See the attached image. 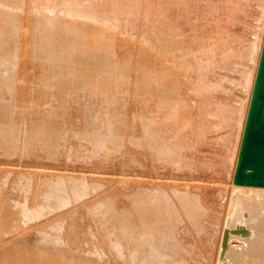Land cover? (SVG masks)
<instances>
[{
    "label": "rangeland",
    "instance_id": "374dc122",
    "mask_svg": "<svg viewBox=\"0 0 264 264\" xmlns=\"http://www.w3.org/2000/svg\"><path fill=\"white\" fill-rule=\"evenodd\" d=\"M263 33L264 0H0V129L13 125L14 129L11 126L9 130L12 136L16 135L11 137L12 142L10 139L7 144L0 142V264H120L123 262L120 257L125 252L123 248H127L124 237L128 228L127 231L121 228L126 222L122 223L127 218L126 212L130 211L128 191L131 188L140 191L145 184L143 178L154 182L160 180L158 186L162 188L181 184L183 187L185 180H176L180 177H194L204 183L209 179V189H220V193L227 191L218 194V198L214 196L210 208L208 204L203 207L205 221L199 217V226L203 225V228L177 225L173 230L174 240L186 241L184 245L180 244L185 248L188 260L201 264L208 262L206 259H214L217 246L213 252L212 247L214 249L216 240L219 241L220 226L230 212L231 180ZM233 108L237 113L235 119L227 115L230 110L234 111ZM3 116L7 117L5 121ZM161 118L163 123L166 119L162 127L165 135L178 146L180 141L188 143V149L183 153L188 154V160L194 157L191 162L199 161L194 164L196 170H190L192 173H186L189 172L187 168L185 174L181 168L179 172L175 163L166 166L156 162L162 166L158 165L159 168L165 167L160 174L157 173L162 169L157 170L159 168L152 164V168H146L153 171L145 168L139 155L143 148L138 146L143 139L142 126L146 120L152 125L155 119ZM15 123L18 132H15ZM30 131L41 133L37 138L35 135L33 143L28 136L35 132ZM51 132H60L63 137L52 140L48 134ZM100 132H107L104 135L108 138L118 136L122 143L111 144L122 149L114 147L119 150L114 152L110 144L106 146L109 150L105 147L100 150V146L92 142L97 135L103 136ZM24 133H30L26 135L28 140ZM178 134L183 137L178 138ZM201 137L204 140L200 141ZM193 148L199 150L196 152ZM109 153L112 160L111 157L108 160ZM130 160L132 167L126 163ZM205 162L215 164H206L209 170L203 169ZM224 163L226 167L223 168ZM200 165L202 170L198 168ZM170 169L177 170L179 176ZM168 170L172 172H168L169 177ZM74 174L78 179L75 180L77 183L73 180V184L79 186L71 182ZM65 176L73 187L66 183ZM172 176H176L174 180ZM60 178L61 183L57 182ZM62 182H65L64 186H70L62 187ZM154 182L152 186H155ZM48 183L54 184L47 190L45 185ZM87 183H92L89 186L94 188L93 191ZM77 191L84 193L77 195ZM43 198L48 199L46 208ZM106 203L117 207L108 208ZM9 206L11 209L13 206L15 216L5 215ZM102 206L107 208V213L100 211L104 210ZM125 207L124 215L122 208ZM94 210L97 214L101 212L102 219L94 212L91 214ZM113 211L116 215L122 212L120 214L126 218L120 214L112 217ZM16 212L24 213V216ZM104 212L110 213L109 219ZM111 217L121 220L116 222ZM106 219L108 224L113 220L114 227L116 222L119 229L105 225ZM201 220L209 225H204ZM41 227L44 230H40ZM197 229L200 233L206 232L201 234L206 238L203 237L202 242L200 236L196 237L202 245L194 238L200 235L196 233ZM45 231L49 235L46 236ZM121 232L127 233L120 238ZM207 237L212 239H209L210 244ZM50 239L55 240L56 245L51 242V246ZM58 241L60 248H57ZM117 242L120 247L125 245L117 249L118 253L115 251L119 248ZM113 244L117 247H112ZM202 246L211 250L205 252ZM116 257H119V263Z\"/></svg>",
    "mask_w": 264,
    "mask_h": 264
},
{
    "label": "bare ground",
    "instance_id": "6f19581e",
    "mask_svg": "<svg viewBox=\"0 0 264 264\" xmlns=\"http://www.w3.org/2000/svg\"><path fill=\"white\" fill-rule=\"evenodd\" d=\"M263 45H264V33H263V37H262V40H261V44H260V48H259V54H258V59H257V62H256V65H255V69H254V76H253V79H252V83H251V96H250V103H249V105H248V111H246V117H245V123H244V128L242 129V133H241V137H240V142H239V147H238V156H237V159H236V162H235V168H234V173H233V176H232V180H231V184H232V188H231V194H230V199H229V210H230V212H228V214H227V216H225V219L223 220L224 221V224H223V226L221 227L220 226V228H221V232L219 231V233H220V238H218L219 239V241H217L216 240V245L214 246V249H213V247H212V252L215 250V247L217 246V248H216V252L214 253V255H213V257H214V259H211V261H209V259H206V257H204L208 262H210V264H264V187H255V186H242V185H236L235 183H234V178H235V174H236V170H237V167H238V162H239V155H240V150H241V146H242V141H243V137H244V132H245V128H246V123H247V119H248V114H249V109H250V104H251V100H252V95H253V90H254V85H255V81H256V77H257V72H258V68H259V63H260V58H261V54H262V49H263ZM253 50V49H252ZM3 51V50H2ZM1 51V52H2ZM250 51H251V49H250ZM5 52V51H4ZM61 58V57H60ZM164 61V60H163ZM78 68H79V66H78ZM82 68V67H81ZM80 69V68H79ZM60 70H63L62 68L60 69ZM64 70H67V69H65L64 68ZM63 70V71H64ZM77 70V69H76ZM62 71V73H65V72H63ZM79 71H81V70H79ZM67 72V71H66ZM145 79V78H144ZM147 82H149V81H147ZM145 85H146V83H145ZM146 87H147V85L144 87L145 89H146ZM150 90V89H149ZM149 90H146V92H148ZM2 109V108H1ZM234 109V108H233ZM4 110H2L1 112H3ZM233 111V110H232ZM231 110L229 111V113L227 114L228 115V118H231V119H235V115L237 114L236 112H235V109H234V111L232 112ZM2 114V113H1ZM4 114V113H3ZM226 115V116H227ZM4 116L2 117V120H4ZM7 118V117H6ZM5 118V119H6ZM227 119V118H226ZM226 119H224V122L226 123V121H228V119L226 120ZM230 119V120H231ZM162 118L159 120V119H155V122H154V124H150V122H149V120H146V121H144V123H143V129H142V133H143V135L141 136V137H143V139L141 138V141H140V143H139V147H141V149L143 148V150L141 151L140 149V151H141V153L139 154V155H141L142 156V158H143V160H142V162H143V164L145 165V168H146V166L148 167L149 166V168L151 167L150 166V164H152V165H154V168L156 167V169L157 168H159L161 165H159V164H156V162L157 163H160V164H165L166 166H168V165H171L172 166V164H174L175 163V165H177L178 166V168L176 167V166H173V167H176L177 169H178V171H179V169L180 170H182L181 172H185V168H187L186 170H189V172H186V173H192V171L190 172V170H193V168L196 170V168H197V166H195L194 164H196L197 162H199L198 160H195V163L194 162H191L192 160H193V158L189 161L188 160V154L186 155L185 153H183V150H186V149H188V143L187 144H185V142H182V141H180V144H179V146L177 145V144H175V143H173L172 141H171V139L167 136V135H165L166 133L162 130V127H164L163 126V124H165V122H166V119L164 120V123L162 122ZM226 120V121H225ZM5 121V120H4ZM0 122H2L1 121V119H0ZM103 122V121H102ZM102 122H101V124H102ZM2 124H4L5 125V123H2ZM99 124H100V122H99ZM4 125H3V127H4ZM102 125H104L105 126V124H102ZM101 125V126H102ZM7 126V125H6ZM5 126V127H6ZM9 126V128L11 127V126H13V125H8ZM15 126H16V123H15ZM104 126H102V127H104ZM4 127V128H5ZM102 127H100V128H102ZM1 128H2V126H1ZM4 128L2 129L3 131H4ZM9 128L8 127H6V131H2L1 129V133H0V142H5L6 144H7V142L6 141H8L9 139L11 140V137H15L16 135H14V136H12V134H11V131L9 130ZM18 128H19V126H18ZM11 129V128H10ZM14 129V126L12 127V130ZM7 130H9V131H7ZM16 130V131H15ZM14 131L15 132H18L17 131V126H16V129H15ZM101 130V129H100ZM214 129L212 128V131H213ZM13 131V132H14ZM211 131V132H212ZM12 132V133H13ZM14 132V133H15ZM23 132H25V131H23ZM30 132H35V131H30ZM206 132V131H205ZM13 133V134H14ZM22 133V132H21ZM101 133V132H100ZM104 133H107V132H104ZM104 133L102 132L101 134H103V136H100V135H97L96 137H94V138H92L93 136H90L91 138H92V140H90L91 138L89 137V136H87V135H84V136H87L86 138H90L89 140V142L91 143V141L92 142H94L95 141V144L96 145H98V146H100V150H101V148L102 147H105L104 149H106V150H109V149H107L106 148V146L107 145H110L111 143L112 144H114V145H120V143H122L119 139H118V136H113V137H111L110 136V138H108V136H107V134H106V136L104 135ZM20 134V133H19ZM30 134V133H29ZM28 134V135H29ZM39 134H41V133H32V135H31V137L30 136H28L27 135V133H26V135L28 136V138H30L29 140L32 142H34V139H35V135H36V138H37V136L39 135ZM47 134V132L45 133V136L49 139V137H48V135H46ZM49 134V136H51L50 137V139H52V140H56V139H58L59 140V138H61V137H63V135H60V132H51V135H50V133H48ZM18 135V134H17ZM22 135V134H21ZM23 135H25V133L23 134ZM24 136L25 137V139H26V137L27 136ZM42 135H44V134H42ZM42 135H40V136H42ZM74 135V134H73ZM179 135V134H178ZM206 135H208V132L206 133ZM44 136V137H45ZM61 136V137H60ZM75 136V135H74ZM78 136H80L79 134H78ZM214 136V135H213ZM39 137V136H38ZM76 137H77V135H76ZM82 137V136H81ZM178 138L180 137H183V135L182 134H180L179 136H177ZM204 137V136H203ZM203 137H201V138H203ZM210 137V136H209ZM17 138V137H16ZM78 138V137H77ZM83 138V137H82ZM82 138H81V140H82ZM200 138V139H201ZM206 138H207V136H206ZM210 138H212L213 139V137H210ZM39 139V138H38ZM78 139H80V138H78ZM199 139V140H200ZM209 139V138H208ZM14 140V139H13ZM13 140H11V142L13 141ZM26 140H28V139H26ZM83 140H85V139H83ZM202 140H204V138L203 139H201L200 141H202ZM215 140V139H214ZM207 141V140H206ZM208 141H210V140H208ZM212 141V140H211ZM10 142V141H9ZM32 142V143H33ZM5 143H4V148H6L5 147ZM29 143V142H28ZM31 143V144H32ZM94 144V147L96 146ZM111 144V145H112ZM189 146H191L192 147V145H191V143L189 142ZM201 144V143H200ZM9 145V147L11 146L12 147V145L11 144H8ZM7 146V145H6ZM92 146H93V144H92ZM97 146V147H98ZM194 146V145H193ZM196 146V145H195ZM0 147H1V144H0ZM109 148L111 147V146H108ZM112 147H113V145H112ZM111 147V148H112ZM114 147H118V146H114ZM113 147V150L115 149ZM3 148V147H2ZM3 148V149H4ZM118 148H121L120 146L118 147ZM200 148H202V147H200ZM10 149V148H9ZM92 149H93V147H92ZM122 149V148H121ZM189 149H190V147H189ZM192 149V148H191ZM190 149V150H191ZM194 149V148H193ZM196 149H197V146H196ZM204 149V148H203ZM209 149V148H208ZM5 150V149H4ZM96 150H98V154H99V149H97L96 148ZM95 150V152H97ZM106 150H103V152L104 151H106ZM111 150V152H112V149H110ZM119 151L118 149H115L114 150V152L115 151ZM195 150V149H194ZM193 150V151H194ZM199 150V149H198ZM197 150V151H198ZM94 151V150H93ZM122 151V150H121ZM188 151V150H187ZM192 151V150H191ZM196 151V150H195ZM196 151V152H197ZM200 151H202V150H200ZM211 151V149L209 150V152ZM107 152V151H106ZM105 152V153H106ZM110 152V151H109ZM114 152H112L111 154H113ZM204 152H205V149H204ZM203 152V153H204ZM116 153H119V152H116ZM116 153L114 154V156L116 155ZM188 153L190 154L191 152H189L188 151ZM202 153V152H201ZM202 153V154H203ZM206 153V152H205ZM208 153V152H207ZM94 154V153H93ZM106 154H108V153H106ZM120 154V153H119ZM194 154V153H193ZM192 154V155H193ZM109 155H110V153H109ZM197 155H199V153L197 154ZM208 155V154H207ZM206 155V156H207ZM220 155V154H219ZM224 155V154H223ZM108 156V155H107ZM199 156H201V155H199ZM205 156V157H206ZM210 156V155H209ZM225 156V155H224ZM223 156V157H224ZM111 157V160H112V156L110 155L109 157H108V160H109V158ZM115 157H117V156H115ZM118 157H119V155H118ZM120 157H122V156H120ZM140 157V156H139ZM190 157H192V156H190ZM202 157L204 158V155H202ZM211 157V156H210ZM220 157H222V156H220ZM141 158V157H140ZM139 158V160H141ZM197 158V157H196ZM207 158V157H206ZM116 159V161L118 160V158H114V160ZM200 159V158H199ZM202 159V158H201ZM200 159V160H201ZM224 159H225V157H224ZM119 160H120V158H119ZM151 160H153V162H151ZM208 160V159H207ZM206 160V161H207ZM128 161V160H127ZM197 161V162H196ZM204 161V160H203ZM218 161V160H217ZM224 161V160H223ZM222 161V162H223ZM131 162V160L129 161V162H126L127 164H129ZM139 162V161H138ZM142 162H139V163H141V166H142ZM208 162V161H207ZM216 162V161H215ZM126 163H124L125 164V166H126ZM139 163L137 164L138 165V167H139ZM201 163H202V161H201ZM211 163H213V162H211ZM211 163H206L205 162V164L204 165H202V167H203V169H204V167H205V165L207 164V165H211ZM131 164H133V167H134V162L133 163H131ZM213 164H215V163H213ZM212 164V165H213ZM130 165V164H129ZM143 165V166H144ZM157 165V166H156ZM158 165H159V167H158ZM164 165V166H165ZM199 165V164H198ZM219 165V164H218ZM223 165V168L224 167H226V164L224 163V164H222ZM131 166V165H130ZM136 166V165H135ZM140 166V167H141ZM217 166V165H216ZM220 166H221V164H220ZM132 167V166H131ZM162 167V166H161ZM173 167H169V168H173ZM211 167V166H210ZM127 168H129L128 166H127ZM144 168V167H143ZM144 168V169H145ZM148 168V169H149ZM152 168V167H151ZM163 168H165V167H163ZM163 168H159V169H157V170H160V169H162L159 173H157V174H160L161 172H163ZM168 168V167H167ZM184 168V169H183ZM198 168H200L201 170H202V168H201V165L198 167ZM214 168V167H213ZM223 168H222V171H223ZM133 169V168H132ZM142 169V168H141ZM141 169H140V171H141ZM147 169V168H146ZM147 169V170H148ZM155 169V171L156 172H158L157 170ZM170 169V170H171ZM174 169V168H173ZM199 169V170H200ZM205 169H208V168H206L205 167ZM216 169V168H215ZM220 168L218 167V170H219ZM129 170V169H128ZM152 170V169H151ZM150 169H149V171H151ZM167 170V169H166ZM175 170V169H174ZM209 170V169H208ZM213 170V169H212ZM129 171H132L131 169L129 170ZM153 171V170H152ZM164 171H165V169H164ZM172 171V170H171ZM171 171H166V173L168 174V172H171ZM204 171V170H203ZM207 171V170H206ZM216 171V170H215ZM173 172V171H172ZM171 172V173H172ZM180 172V171H179ZM196 172H198V171H196ZM207 172H209V171H207ZM212 172V171H211ZM219 172H221L220 170L217 172V173H219ZM148 173H150V172H148ZM173 173H175V174H177V170L176 171H174ZM202 173V172H201ZM206 173V172H205ZM146 174V173H145ZM154 174H156V173H153V176H154ZM157 174H156V176H157ZM164 174V177H165V173H163ZM185 174V173H184ZM184 174H183V176H184ZM193 174H194V172H193ZM215 174V173H214ZM214 174H212V176H214ZM49 175V174H48ZM67 176V175H66ZM66 176H65V179L67 180V178H66ZM68 176H71V174H68ZM140 176H141V174H140ZM142 176H143V174H142ZM147 176H148V174H147ZM173 176H174V174H173ZM172 176V177H173ZM177 176H179V174H177ZM189 176H190V174H189ZM194 176H196V174H194ZM200 176H201V174H200ZM203 176H204V174H203ZM221 176V175H220ZM72 177V176H71ZM74 177H75V174H74ZM144 177V176H143ZM163 177V176H162ZM168 177H169V174H168ZM176 177V176H175ZM175 177H173V180L175 179ZM193 177V176H192ZM215 177H217V174H216V176ZM69 178V177H68ZM76 178V179H75ZM74 179H72V184H73V180H74V183L77 181V176L75 177ZM156 178V177H155ZM166 178V177H165ZM171 178V177H170ZM169 178V179H170ZM194 178V177H193ZM193 178H176V180H185V183L184 184H186V185H184L183 187H182V184L179 186V187H176V186H166V185H164V184H162V185H164V187L162 188V186L160 187V186H158L159 185V183L158 182H160V180L157 182H154V181H152L151 179H145V178H143V182H145V184H143L144 185V187L141 189H139L140 191H138V190H136V189H138V188H136L135 190H133V188H131L130 186V188L132 189V190H130V192L128 191V193H129V195H127V196H129L128 197V199H130V201H131V203L129 202V201H127V202H129V206L128 207H130V211H128V212H126V207L125 208H122L123 209V211H124V215H125V212L127 213L125 216L127 217H125L124 215H122V214H120V213H122V212H117V214L119 213L120 214V216L122 217H124V218H126L125 220H122V223L124 222V221H126V222H124L123 224H124V226L126 225H128L127 227H125L124 228V226L122 227V225H121V223H120V225H121V229L123 230V229H125L126 230V228H128L127 230H128V233L127 232H125V234L127 233V236H125L124 237V239H126V240H124L125 242H126V244H127V248L125 249V248H123V247H125V245L124 246H122V247H120V244H119V242H117L119 245H117V246H119V248L116 246V244H113V246L112 247H117V248H112V250L114 249L115 251H116V253H118V251H117V249L119 250L120 248L122 249H124L125 250V252H124V256L122 257L121 256V254H120V252H119V254H120V258H123V262H122V259H120L121 261L120 262H122L123 264H196V263H199V261L198 262H195V263H193V258H192V260L193 261H191L190 259L188 260V256L186 255L187 253H186V250H185V248L183 249V247L181 246V244L183 243V241H179V242H177L176 240H174V237H173V230H174V228L175 227H177V225L179 226V227H181V225L182 226H184V225H186V226H188L189 228L191 227H201V226H199V224H201L200 223V218L202 217V220H204L205 221V218L203 219V217H204V214H203V210H204V208L203 207H207V206H205V204H208L209 206H208V208H210V202H213L214 201V199H215V197L219 194H222L223 192H227V191H221L222 193H220V189H217V190H212V189H209L208 188V186H209V184L207 183L208 182V180H207V182L206 183H204V182H202V181H204V180H202V181H200V182H202V183H200L199 182V180L197 181L196 179H193ZM200 178V177H199ZM203 178H205V177H203ZM210 178V177H209ZM212 178V177H211ZM65 179H63L62 178V180H65ZM71 179V178H70ZM167 179V178H166ZM213 179V178H212ZM220 179V178H219ZM65 180V181H66ZM69 180V179H68ZM68 180H67V182L66 183H69L70 185H72L71 184V182L69 181L68 182ZM76 180V181H75ZM79 180H81V179H79ZM153 180H154V178H153ZM162 180H163V178H162ZM194 180V181H193ZM197 182H196V181ZM50 181V180H49ZM58 181H60V183H61V178H60V180H57V182ZM83 181V180H82ZM81 181V182H82ZM88 181V180H87ZM86 181V182H87ZM141 181V182H142ZM165 181V180H164ZM211 181V180H210ZM53 182V181H52ZM81 182H79L78 181V183H81ZM90 182V181H89ZM151 182V183H150ZM152 182H154V184L153 185H155V186H152L151 184H152ZM192 182V183H191ZM54 183H56V182H54ZM54 183H52V184H54ZM63 183H65V182H62V185H63ZM77 183V182H76ZM84 183V182H83ZM133 183V182H132ZM210 183V182H209ZM46 184V183H45ZM49 184V183H48ZM51 184V183H50ZM50 184L47 186V185H45V187H47V188H45V189H49L48 187H51L50 186ZM51 184V185H52ZM56 184H58V183H56ZM55 184V185H56ZM69 184H66V186H68ZM140 184H142V183H140ZM69 185V186H70ZM74 186H79L78 184H73ZM73 185H72V187H73ZM82 185H84V184H82ZM81 185V186H82ZM87 185H88V183H87ZM86 184H85V186H87ZM89 185H91L92 186V183H89ZM88 185V186H89ZM133 185H135V184H133ZM143 185H140V186H143ZM56 186H61V184L60 185H56ZM56 186H54V187H56ZM66 186H62V187H66ZM85 186H83V187H85ZM94 186V185H93ZM139 186V185H138ZM61 187V188H62ZM90 187V186H89ZM134 187V186H133ZM167 187V188H166ZM52 188V187H51ZM50 188V189H51ZM60 188V189H61ZM68 188V187H67ZM66 188V189H67ZM80 188V187H79ZM86 188H88V187H86ZM128 188V187H127ZM56 189H58V187L56 188ZM69 189V188H68ZM68 189H67V191H68ZM76 189V188H75ZM78 189V188H77ZM81 189H82V187H81ZM81 189H78L79 191H81ZM84 189V188H83ZM92 189H94V188H92ZM91 189V187H90V190H92ZM123 189V188H122ZM44 190V189H43ZM46 190V192H48ZM52 190V189H51ZM50 190V191H51ZM128 190V189H127ZM223 190V189H222ZM224 190H225V188H224ZM53 191H54V189H53ZM57 191V190H56ZM61 191V190H60ZM72 191H74V190H72ZM79 191H77V195H78V193H80ZM83 191V190H82ZM93 191V190H92ZM124 191H126V189L124 190ZM42 192V191H41ZM61 192H64V191H61ZM71 192V191H70ZM84 192H86V190L84 191ZM84 192H82V193H84ZM89 192V191H88ZM122 193H127V192H123V190L121 191ZM229 192V191H228ZM58 193V192H57ZM56 193V196L58 195ZM72 193V192H71ZM82 193H80L81 195H83ZM90 193V192H89ZM122 193H120L121 195H122ZM127 193V194H128ZM70 194V193H69ZM115 194V193H114ZM117 194V193H116ZM42 195H43V193H42ZM45 195V194H44ZM59 195H60V197H61V194L59 193ZM66 195V194H65ZM64 195V193H63V196L64 197H66ZM68 195V194H67ZM76 195V196H77ZM111 195V194H110ZM109 195V196H110ZM224 195V194H223ZM222 195V196H223ZM47 196V195H46ZM46 196H45V198H46ZM48 196H49V192H48ZM74 196V195H73ZM90 196H92V195H90ZM100 196V195H99ZM108 196V195H107ZM215 196V197H214ZM227 197H228V195H226ZM42 197V196H41ZM44 197V196H43ZM59 197V196H58ZM59 197V198H60ZM63 197V198H64ZM68 197V196H67ZM69 197H71V196H69ZM84 197V196H83ZM86 197V196H85ZM101 197V196H100ZM118 197H120L119 196V194H118ZM124 197V195H122V197L121 198H123ZM225 197V196H224ZM49 198V197H48ZM59 198L57 199V200H59ZM77 198V197H76ZM116 198V197H115ZM125 198H127V197H125ZM124 198V199H125ZM217 198H218V196H217ZM222 197H220V199H221ZM44 199V198H43ZM94 199V198H93ZM95 199H96V197H95ZM111 199V197H109V200ZM117 200H118V198H116ZM123 199V200H124ZM227 199V198H226ZM45 200V199H44ZM63 200V199H62ZM71 200V199H70ZM100 200H101V198H100ZM113 200V199H112ZM125 200H127V199H125ZM46 201V200H45ZM44 201V202H45ZM47 201H48V199H47ZM47 201H46V206H45V208L48 206V203H47ZM61 201V200H60ZM93 201V200H92ZM103 201V200H102ZM101 201V202H102ZM107 201V200H106ZM106 201H104L103 203H105ZM218 201H219V199H218ZM223 201H224V199H223ZM225 201H227V200H225ZM63 202V201H62ZM67 202V201H66ZM94 202V201H93ZM98 202V201H97ZM96 202V203H97ZM100 202V201H99ZM108 202H110V201H108ZM112 202H115V201H112ZM222 202V201H221ZM57 203H59V202H57ZM103 203H101V204H103ZM219 203V202H218ZM226 203V202H225ZM99 205H101L100 203H98ZM107 205L109 204V203H106ZM125 204H126V201H125ZM128 204V203H127ZM126 204V205H127ZM212 204V203H211ZM221 204V203H220ZM227 204V203H226ZM50 205V204H49ZM94 206H96L95 205V203L93 204ZM98 205V206H99ZM107 205H105V206H107ZM113 205H115V204H112L111 206H107L108 208H111ZM213 205V204H212ZM11 206V205H10ZM9 206V207H10ZM87 206V205H86ZM97 206V207H98ZM104 206V205H103ZM102 206V207H103ZM104 206V207H105ZM116 206V205H115ZM216 206V205H215ZM217 206H219V205H217ZM228 206V205H227ZM9 207L7 208L8 210L7 211H4V212H6V216L7 217H10V216H15V214H14V211L12 210L13 209V206H12V209H11V207H10V209H9ZM80 207V206H79ZM104 207H103V209H104ZM117 207V206H116ZM220 207V206H219ZM90 210H92L93 209V207L91 208V207H88ZM99 208H100V206H99ZM98 208V209H99ZM207 208V209H208ZM218 208V207H217ZM85 209V208H84ZM86 209H87V207H86ZM96 209V208H95ZM113 209V208H112ZM115 209V208H114ZM113 209V210H114ZM118 209V208H117ZM121 209V210H122ZM129 208H127V210H128ZM216 209V208H215ZM97 210V209H96ZM211 210V209H210ZM214 210V209H213ZM86 211V210H85ZM89 210H87V212H88ZM99 211V210H98ZM101 212H103V211H106V213H107V208H105L104 210H100ZM114 211H116V210H114ZM113 211V215H112V217L113 216H118V215H116V213ZM217 211H219L218 209H217ZM216 211V212H217ZM92 212H94V214L96 215L97 214V212L95 213V210L94 211H91V214H92ZM101 212H99L100 214H97V218H99L100 216H101ZM109 212V211H108ZM111 212V211H110ZM206 212V211H205ZM216 212H215V214H216ZM17 213V212H16ZM105 213V212H104ZM103 213V214H104ZM105 213V215H107V218L109 219V214H106ZM115 213V214H114ZM208 213L209 214H212V213H210L209 211H208ZM18 214V213H17ZM16 214V215H17ZM19 214H20V212H19ZM18 214V215H19ZM22 214V213H21ZM88 214V213H87ZM94 214H92V215H94ZM103 214H102V216H103ZM202 215V216H201ZM19 216H24V213H23V215H19ZM99 216V217H98ZM105 216H103V218H104ZM110 218V219H113V218ZM119 217V216H118ZM200 217V218H199ZM206 217H207V215H206ZM25 218V217H24ZM101 219H102V217H100ZM114 218H116V217H114ZM210 218V217H209ZM209 218H208V220H209ZM217 218V217H216ZM220 218V217H219ZM224 218V217H223ZM108 219H106V222H104V224L105 223H107V220ZM118 219L119 218H116L114 221H118ZM123 219V218H122ZM212 219V218H211ZM222 219V218H221ZM100 220V219H99ZM113 220H110V224H105V225H108V227L111 225L112 226V224L114 223V221ZM119 220H121V218L119 219ZM202 220H201V222H202ZM207 220V219H206ZM103 221H105L104 219H103ZM113 221V222H112ZM199 221V222H198ZM210 222H214V220L213 221H211V220H209ZM209 221H206V222H209ZM220 221V220H219ZM223 221H222V223H223ZM19 222V221H18ZM115 222V225H116V227H114V226H112V228H118L117 227V223ZM121 222V221H120ZM112 223V224H111ZM203 224H204V222H202ZM216 223H217V221H216ZM19 224H20V222H19ZM119 224V223H118ZM212 224H215V223H212ZM212 224H211V226H212ZM204 225H209V224H204ZM216 226V225H215ZM185 227V226H184ZM204 226L202 225V227L201 228H203ZM208 228L210 227V226H207ZM42 228V227H41ZM46 228V227H45ZM48 228V227H47ZM46 228V229H47ZM206 228V227H205ZM107 229V228H106ZM109 229V228H108ZM107 229V230H108ZM119 229V228H118ZM182 229H184V228H182ZM216 229H218V230H220L219 228H217L216 227ZM40 230H44L43 228L42 229H40ZM50 230V228L48 229V231ZM109 230H111V229H109ZM108 230V231H109ZM113 230V229H112ZM111 230V231H112ZM122 230H118V232L119 231H122ZM124 230V231H125ZM126 230V231H127ZM194 230H196V228H194ZM193 230V231H194ZM198 230V229H197ZM199 230H200V228H199ZM198 230V231H199ZM204 230V229H203ZM208 230V229H207ZM213 230H215V229H213ZM115 231V230H114ZM124 231H122V232H124ZM186 231V230H185ZM189 232H190V229L188 230ZM196 232V233H200V231L199 232ZM40 232V231H39ZM47 231H45V235L46 234H48L49 235V232L48 233H46ZM120 233V238H121V236L122 235H125V234H123V233ZM181 232H183L184 233V231H181ZM181 232H180V234H181ZM204 232H205V230H204ZM204 232H202L203 234H205ZM213 232H216V231H213ZM179 233V231L177 232V234ZM193 233H195V232H193ZM202 233H200V235H198V234H194V235H198V236H193L194 238H196V237H201V234ZM218 233V234H219ZM217 234V235H218ZM53 235V234H52ZM175 235H176V232H175ZM184 235V234H183ZM183 235H181L182 236V239L184 238L183 237ZM214 235V234H213ZM213 235H211V236H213ZM47 236V235H46ZM207 236H208V233H207ZM49 237V236H48ZM56 237V236H55ZM176 237V236H175ZM204 236H202L201 237V239H199V240H201V242H202V240H204V239H202ZM49 238H51V237H49ZM52 238H54V237H52ZM185 238L187 239H189V237H186L185 236ZM205 238V237H204ZM208 238V240L210 239V237H207ZM211 238H213V237H211ZM22 239V238H21ZM24 239V238H23ZM22 239V240H23ZM56 239V238H55ZM58 239V238H57ZM116 239V241H118L117 240V237L115 238ZM118 239H119V237H118ZM176 239H178V238H176ZM180 239V238H179ZM197 238L195 239L196 241H199ZM206 239V238H205ZM216 239V238H215ZM215 239H214V241H215ZM48 240V239H47ZM47 240H46V242H47ZM50 240H52V239H50ZM49 240V242H50V245H51V242H52V245H53V243L56 245V243H55V240H52V241H50ZM120 240V239H119ZM191 240H193L192 238H191ZM190 240V241H191ZM210 240H212V239H210ZM210 240H209V244H210ZM11 241V240H10ZM20 241V240H19ZM116 241H114V242H116ZM122 241V243H123V239L121 240ZM196 241H195V243H196ZM207 241V240H206ZM124 242V243H125ZM180 242H181V244H180ZM186 241L184 240V243H185ZM200 242V241H199ZM198 242V243H199ZM200 242V243H201ZM218 242V243H217ZM58 243H59V241H58ZM184 243H183V245H184ZM204 243V242H203ZM212 243V242H211ZM187 244V243H186ZM189 244V243H188ZM218 244V245H217ZM51 245V246H52ZM191 245V244H190ZM199 245V244H198ZM201 245H202V243H201ZM206 245V244H205ZM212 245V244H211ZM211 245L209 246L210 248H211ZM187 246V245H186ZM186 246H184V247H186ZM192 246H193V244H192ZM195 246V245H194ZM203 246H204V244H203ZM202 246V249H204V251L206 252V250H211V249H206L205 250V248ZM207 246V245H206ZM205 246V247H206ZM8 248V247H7ZM57 248H60V243H59V247H57ZM186 248H188V247H186ZM191 248H193V247H191ZM195 248V247H194ZM200 248V247H199ZM199 248H197V249H199ZM3 249V248H2ZM9 249V248H8ZM12 249H14V248H12ZM56 249V248H55ZM189 250H190V248H188ZM197 249H195V251H197ZM10 250V249H9ZM113 250V251H114ZM123 250V251H124ZM185 250V251H184ZM3 251H4V249H3ZM13 251V250H12ZM120 251H122V250H120ZM188 251V250H187ZM191 251V250H190ZM189 251V252H190ZM195 251H194V253H195ZM201 251V250H200ZM9 252V251H8ZM15 252V251H14ZM186 253V254H185ZM198 254H199V252H197ZM16 254V253H15ZM112 254V253H111ZM114 254H115V252H114ZM192 254H193V250H192ZM196 254V253H195ZM212 254V253H211ZM44 255V254H43ZM43 255L41 256V255H39V256H41L42 258H44L43 257ZM113 255V254H112ZM111 255V256H112ZM118 255V254H117ZM116 255V256H117ZM123 255V254H122ZM189 255H191V253H189ZM210 255V254H209ZM21 256V255H20ZM35 256V255H34ZM48 257H49V255H47ZM198 256H200V255H198ZM206 256H208V255H206ZM16 257V256H15ZM63 257V256H62ZM62 257H60V258H62ZM114 257V256H113ZM119 257L117 258L118 259V263H119ZM191 257H195V256H192L191 255ZM191 257H189V258H191ZM34 258H36V257H34ZM52 258H53V256H52ZM197 258V257H196ZM201 258V257H200ZM204 258H203V260H204ZM208 258V257H207ZM211 258V257H210ZM15 259H17L18 260V257H16ZM24 259V258H23ZM25 260H26V257H25ZM30 260H31V258H30ZM33 260V259H32ZM53 260V259H52ZM61 260V259H60ZM69 260V259H68ZM113 260H115V258L113 259ZM199 260V259H198ZM202 260V259H201ZM200 260V261H201ZM20 261V260H19ZM18 261V262H19ZM46 261H47V259H46ZM48 261H49V259H48ZM64 261V260H63ZM109 261H110V259H109ZM196 261H197V259H196ZM12 262V261H11ZM10 262V263H11ZM15 262V261H14ZM13 262V263H14ZM29 262V261H28ZM32 262V261H31ZM39 261H37V263H38ZM72 262V261H71ZM204 262V261H203ZM208 262H206L207 264H208ZM34 262H32V264H33ZM117 263V262H116ZM116 263H114V264H116ZM122 263H120V264H122ZM201 263V262H200ZM205 263V262H204ZM204 263H201V264H204ZM205 263V264H206ZM30 264V263H29ZM39 264H41L40 262H39ZM71 264V263H70ZM73 264V263H72Z\"/></svg>",
    "mask_w": 264,
    "mask_h": 264
},
{
    "label": "water",
    "instance_id": "95a60500",
    "mask_svg": "<svg viewBox=\"0 0 264 264\" xmlns=\"http://www.w3.org/2000/svg\"><path fill=\"white\" fill-rule=\"evenodd\" d=\"M234 183L264 187V45Z\"/></svg>",
    "mask_w": 264,
    "mask_h": 264
}]
</instances>
